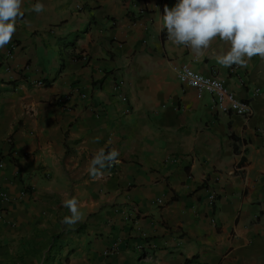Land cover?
<instances>
[{
  "label": "crops",
  "instance_id": "obj_1",
  "mask_svg": "<svg viewBox=\"0 0 264 264\" xmlns=\"http://www.w3.org/2000/svg\"><path fill=\"white\" fill-rule=\"evenodd\" d=\"M37 2L0 50V264H264V58L231 71L219 39L199 56L174 44L161 16L177 0ZM182 66L250 115L216 112ZM100 149L120 155L94 178Z\"/></svg>",
  "mask_w": 264,
  "mask_h": 264
},
{
  "label": "clouds",
  "instance_id": "obj_2",
  "mask_svg": "<svg viewBox=\"0 0 264 264\" xmlns=\"http://www.w3.org/2000/svg\"><path fill=\"white\" fill-rule=\"evenodd\" d=\"M23 0H0V50L10 43L16 32V21L22 18ZM39 14L44 5L35 3L32 9ZM162 30L177 45L189 47L197 56L215 39L229 45L228 51L217 58L224 67H247L253 56L264 58V0H177L174 7H165L161 16ZM120 153L100 149L91 158L88 172L94 178L110 167ZM71 213L62 223L75 224L80 216L74 199L64 201Z\"/></svg>",
  "mask_w": 264,
  "mask_h": 264
},
{
  "label": "built area",
  "instance_id": "obj_3",
  "mask_svg": "<svg viewBox=\"0 0 264 264\" xmlns=\"http://www.w3.org/2000/svg\"><path fill=\"white\" fill-rule=\"evenodd\" d=\"M164 37L168 38L166 30L163 32ZM15 47L14 41L10 42L9 49L7 51L6 56L10 57L12 55V49ZM235 68L231 67V71H234ZM176 76L178 80L195 89L198 94L202 92H206L212 96L213 99V109L216 112L229 113L232 112L234 114H238L241 116L250 115V107L246 101L238 100L234 93L229 90L224 84L223 80L215 75H203L200 74L190 67L182 66L177 69ZM123 81H118L115 84V90L120 95V99L122 102L127 101L126 95L122 91ZM3 166V162L0 161V168ZM116 162H114L110 167H107L109 174H113L115 172ZM216 195L215 193H210L208 196V202L212 205L215 202ZM9 196L7 192L0 191V201H8ZM158 203H161V199H157ZM123 216L126 220H130L129 213L123 211ZM117 249L116 245H113L111 250L115 251ZM110 250V251H111Z\"/></svg>",
  "mask_w": 264,
  "mask_h": 264
},
{
  "label": "trees",
  "instance_id": "obj_4",
  "mask_svg": "<svg viewBox=\"0 0 264 264\" xmlns=\"http://www.w3.org/2000/svg\"><path fill=\"white\" fill-rule=\"evenodd\" d=\"M61 60L63 61V58L61 57ZM188 262V261H187ZM187 262H185V264L187 263Z\"/></svg>",
  "mask_w": 264,
  "mask_h": 264
}]
</instances>
